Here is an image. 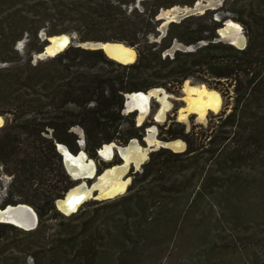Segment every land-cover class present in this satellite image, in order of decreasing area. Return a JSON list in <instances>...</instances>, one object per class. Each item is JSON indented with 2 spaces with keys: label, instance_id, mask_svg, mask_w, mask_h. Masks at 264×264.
I'll return each mask as SVG.
<instances>
[{
  "label": "trees",
  "instance_id": "obj_1",
  "mask_svg": "<svg viewBox=\"0 0 264 264\" xmlns=\"http://www.w3.org/2000/svg\"><path fill=\"white\" fill-rule=\"evenodd\" d=\"M196 1L0 0V164L12 176L0 207L27 203L39 215L29 230L0 222V264H264V0H224L162 34L161 10ZM228 19L243 25L244 48L220 37ZM42 31L124 42L137 59L71 43L35 61ZM176 43L193 49L165 53ZM190 78L231 89L230 109L190 125L170 116L138 124V110L125 112L128 93L178 92ZM154 123L161 140L182 139L186 149L152 150L123 194L69 215L58 209L78 181L57 142L77 153L80 126L98 158L107 143H145Z\"/></svg>",
  "mask_w": 264,
  "mask_h": 264
},
{
  "label": "water",
  "instance_id": "obj_2",
  "mask_svg": "<svg viewBox=\"0 0 264 264\" xmlns=\"http://www.w3.org/2000/svg\"><path fill=\"white\" fill-rule=\"evenodd\" d=\"M201 12H202V9H201V6L199 4H195L194 6H190V7L188 6L186 8L176 7L175 6L173 8V10H171V12L168 13L166 16H161L160 17V19H164V21H163V23L161 25L162 30L165 31L168 23H170L171 21H180L181 19H183L186 16H189L191 14L201 13ZM229 20L237 23L240 26V31L238 32L239 34L236 37V39H234V40L229 39L228 37H226V34H235L238 31L235 28V26H233L232 24L229 23ZM218 32H219L221 38H224V39H227V40L231 41V43L235 44L236 46H238L240 48H244L247 45V43H248V36L244 32L243 25L240 24L239 22L235 21V20L228 19V20L224 21L223 25L218 29ZM42 38H43L45 43H44L43 50L41 52H39V53H36V54H38V58H43V57H46V56H49V55H55L56 53L64 50L67 46H69L73 42L72 34L67 33V32L54 34V35L45 34L44 36H42ZM107 43H110V44H123L124 46L133 48V47L125 44L124 42H120V41L87 40V41H81V43L78 44V45L86 47V48L103 49V50H105V52L109 56H111L112 58H114V59H116L118 61L124 62V63L133 62V61H135L137 59V51L136 50H135L136 51L135 58L132 59V60H128L127 58H124L121 55H114L109 50H106L105 44H107ZM180 46H182V45H180ZM180 46L178 44L177 45L174 44L170 51L173 52L177 48H182ZM188 48L191 49V48H193V46H189ZM201 85H205V84L201 83ZM205 86H207V85H205ZM150 90H148V91H135V92H132V93H138V94H143V95L147 96V94H148V92ZM214 90L218 91L216 89H214ZM132 93H128L127 96H129ZM218 93L221 95V93L219 91H218ZM150 98H151V96L146 99V103L147 104L145 106L144 105L135 106V107L132 108V110L136 109V110H138L140 112H146L148 110V108H149V105H150ZM221 98H222V96H221ZM127 105L128 104L126 102V104H125L126 108H127ZM129 111H131V110H129ZM138 116H140V115H138ZM159 116H160V114H159ZM138 121L141 124L143 119H141V120L139 119ZM3 124H4V118H3L2 125ZM1 126H0V128H1ZM134 139H131L130 142H132ZM157 140H158V144H154V143L150 144V148L151 149H153L155 147H160V146L169 147V148L177 150V151H182V150L186 149V142L184 140H182V139H175V140H168V141L159 140V139H157ZM79 142H80L81 146L83 147L84 144H85V137H83ZM111 143L115 146V142H111ZM107 144H110V143H107ZM56 146H57L58 151L62 154L63 163H64V166H65L67 172L72 176L73 179L78 181V183L75 186L79 185L81 183V181L84 180L88 186L92 187L93 184L96 181H98V179L101 176V174L106 170V169H104L103 171L98 172V168H97V164H96L95 160L93 158L89 157L88 153L83 148H81L77 153H74L64 143L57 142ZM65 149L67 150L68 153H70L73 156H77V155H80V154L83 155L84 154L88 159L93 160L94 165H95V174H94V176H92V177H88V176L87 177H75L71 173V171H70V169L68 167V158H66V155H65V152H64ZM98 151L100 153V150H98ZM147 158H148V155L144 158L142 163ZM109 168H111V167H109ZM90 180H92V181L90 182ZM75 186L70 188L65 193V195L63 197H60V198H58L56 200V205H57L58 209L60 211H62L63 213H65V214H71L73 212H76L77 210H79L80 206L87 200V198L86 199L83 198L82 195H79V196L74 197L72 199L70 198V200L68 201V203L70 204V211L66 212V211H64L62 209L61 202L69 199L68 197H69V195L71 193V190ZM127 189H128V184L126 185L125 189L122 192H118L115 195H110V196H107V197H104V198H101V199H108V198L116 197V196L120 195L121 193L122 194L125 193L127 191ZM94 191H95V196H96L98 190L95 189ZM0 212H2L3 213L2 215L6 218V219H0V222H10V223H13V224H15L17 226H20V227L24 228V229H28V230L29 229H34L35 227H37V225L39 223V215H38L36 209L32 205L27 204V203L8 204V205H6L3 208L0 207ZM26 212H30L33 215V218L31 220H29V221L27 220L28 223H25L23 221V218H24Z\"/></svg>",
  "mask_w": 264,
  "mask_h": 264
},
{
  "label": "bare ground",
  "instance_id": "obj_3",
  "mask_svg": "<svg viewBox=\"0 0 264 264\" xmlns=\"http://www.w3.org/2000/svg\"><path fill=\"white\" fill-rule=\"evenodd\" d=\"M230 24L235 26L238 30L235 34H226V36H232L233 40L238 36V32L240 31V26L233 22L229 21ZM106 50H109L114 55H121L128 60H132L136 56V51L133 48L124 46L123 44H105ZM156 88L151 89L147 96L138 93L130 94L129 104L130 106H142L146 105V99L149 98L154 93H157ZM185 90L187 93L186 97V105L183 109H181V117L186 118L187 115L191 112H196L200 117H204L210 110L216 111L219 110L222 105V98L218 91H215L212 88H208L205 85H185ZM164 101V100H163ZM165 104V101H164ZM166 105V104H165ZM167 106V105H166ZM162 111L160 112V115ZM143 115L139 116L141 120ZM3 123V118L0 116V126ZM114 145L104 144L99 150L100 154L106 159H110L114 154ZM119 151L124 158V162L120 165H115L111 168L106 169L98 181H96L92 187L88 186L84 180L77 186H75L69 195V199L62 201V209L66 212L70 211V204L68 201L70 198L77 197L82 195L83 198H104L110 195H115L118 192H122L126 185L128 184V179H124L123 175L126 174L129 166L132 163L140 164L146 157V152L143 151L138 144L132 143L125 147H119ZM66 158H68V167L71 173L75 177H92L95 174V165L93 160L88 159L84 154L73 156L64 150ZM95 189L98 190L95 196ZM0 212V219H6ZM33 215L30 212H26L23 221L28 223L27 220H31ZM22 221V222H23Z\"/></svg>",
  "mask_w": 264,
  "mask_h": 264
},
{
  "label": "rangeland",
  "instance_id": "obj_4",
  "mask_svg": "<svg viewBox=\"0 0 264 264\" xmlns=\"http://www.w3.org/2000/svg\"><path fill=\"white\" fill-rule=\"evenodd\" d=\"M223 3H224V0H197L194 3V5L195 4H199L201 6V9H202L201 13H203V12L207 11L208 9H217V8L221 7L223 5ZM194 5H192V6H194ZM175 6L176 7L186 8L189 5H184V6L183 5H175ZM175 6L161 10L160 13L158 14V18L160 19L161 16H166L168 13L171 12V10H173V8ZM196 14H198V13H196ZM163 21H164V19H161V25H162ZM161 25H160V30L162 31V34H165L168 25H167L165 31L162 30ZM244 32H245V30H244ZM45 34H46L45 31L41 32V36H44ZM72 37H73V42H72L73 44L78 45V44L81 43V41L78 40V35L76 33H73ZM222 39H224V38H222ZM224 40H227V39H224ZM227 41H229V40H227ZM229 42H231V41H229ZM203 43L204 42H202V44ZM177 44L179 46L182 45V44L176 43V45ZM26 46H27V38H24V39L20 40L17 43V48L19 50L23 51V52L26 50ZM180 47L184 48L185 46L182 45ZM173 52H171L170 50H167L165 53L172 54ZM33 58H34L35 61L37 59H39L38 58V54L35 53L33 55ZM186 84L197 85V86L201 85L200 82H197L196 80L190 78V79H187L182 84V86L178 90V92L168 91L164 87H155L158 90H157V93H154L153 95H151L150 105H149L148 110L146 112L138 111V115H143L142 123L144 121H146V120L148 122L163 123L169 116L170 117H175L177 120L183 121V122L187 123L188 125H190V123L192 121H195L196 123H206L208 121V117L210 115V111L207 114H205L204 117H200L198 115V113H193V112L189 113L186 118H182L181 117V109H183L185 107L186 102H187L186 101L187 93H186V90H185V85ZM203 84L207 85L206 83H203ZM222 89H223L222 91H224L223 92L224 94L222 92H220L221 96H222V105H221L219 110H216L214 112H219V111H221V110H223L225 108H227L229 110L230 107L232 106V102H233V92H232V90L231 89H226V88H222ZM129 100H130V97L126 95V102H127L128 105H127V108L125 107V112H129V110L132 111V108L135 107V106H130ZM163 100L167 103V106L164 104ZM161 111H162V114L159 116ZM2 117L4 118V116H2ZM138 120H139V116H137V122H138V124H140ZM155 123L147 128L146 135L144 137L145 143L141 142L138 138H135V139L133 138L134 140L132 142L128 143L127 145H122V144H119V143L115 142L114 154H113V156L110 159H106L102 155H99V152H98V158H94V157H92L90 155H89V157H91V158H93L95 160V162L97 164V168H98L99 165L103 166L104 165L103 162H113L114 160H116V161L120 160L119 163L114 164V165H120V164H122L124 162V158L122 157V155H121V153L119 151V147H125V146H128V145L132 144V143L138 144L139 147L143 151L146 152V156L148 155V157H149V153L152 150H154L156 148H159V147H155V148L151 149L150 148V144H152V143L158 144V140L157 139L161 140L158 137V127H157V124H155ZM74 130H75V132L78 133V135L80 137L79 141L83 137H85L82 127L76 126V127H74ZM84 146H85V144H84ZM84 146L82 147L83 149H84ZM143 163H140V164L132 163L129 166V169L127 170L126 174L123 175L124 179H128V187H129V184L131 183V180H132V176L130 175L131 171L140 169ZM110 167H113V166H110ZM108 168L109 167H106L105 169H108ZM11 177H12L11 175H9L8 173H6L4 171L3 166L0 164V194L4 195V192L6 191L7 185L10 182ZM95 199H101V198H96V197L93 196V197L87 199L86 201H91V200H95Z\"/></svg>",
  "mask_w": 264,
  "mask_h": 264
},
{
  "label": "flooded vegetation",
  "instance_id": "obj_5",
  "mask_svg": "<svg viewBox=\"0 0 264 264\" xmlns=\"http://www.w3.org/2000/svg\"><path fill=\"white\" fill-rule=\"evenodd\" d=\"M230 21V20H229ZM226 37H228L229 39H232L233 40V37L232 36H226ZM189 47V46H188ZM187 46H185L183 49H189ZM172 48V47H171ZM171 48L169 49V50H171ZM177 49H181V48H177ZM191 49H193V48H191ZM176 50V49H175ZM130 97V96H129ZM165 104L167 105V103L165 102ZM193 113H196V112H193ZM99 152V151H98ZM99 155H101L100 153H99ZM111 166H114V164H112ZM110 167V166H109ZM106 168V167H105ZM104 168V169H105ZM92 180H90V182H91Z\"/></svg>",
  "mask_w": 264,
  "mask_h": 264
}]
</instances>
